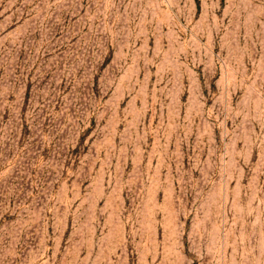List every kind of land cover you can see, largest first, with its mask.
<instances>
[{
    "label": "rangeland",
    "instance_id": "obj_1",
    "mask_svg": "<svg viewBox=\"0 0 264 264\" xmlns=\"http://www.w3.org/2000/svg\"><path fill=\"white\" fill-rule=\"evenodd\" d=\"M0 264H264V0H0Z\"/></svg>",
    "mask_w": 264,
    "mask_h": 264
}]
</instances>
